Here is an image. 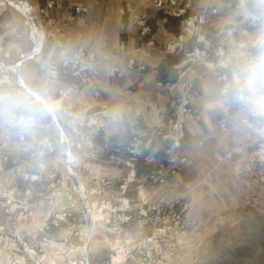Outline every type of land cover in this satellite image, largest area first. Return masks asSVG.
I'll return each mask as SVG.
<instances>
[{"label":"crops","instance_id":"crops-1","mask_svg":"<svg viewBox=\"0 0 264 264\" xmlns=\"http://www.w3.org/2000/svg\"><path fill=\"white\" fill-rule=\"evenodd\" d=\"M155 1L56 0V5L40 16L38 10L44 6V0H27L46 30H59L62 39L68 41L69 49L82 46L92 54L97 72L88 84L81 85L78 76L61 73L58 57H48L46 46L40 54L21 63L20 78L30 92L45 102V108L56 117L58 125V128L54 125L44 128L43 123L50 119L45 113L41 123L27 128L23 142L11 134V153L16 159L24 160L29 185L30 181L32 183L30 199L54 202L57 209L60 206L63 209L71 201L68 191L73 179L66 171L65 158L58 145L60 130L66 131L75 143L71 149L78 159L76 178L79 183L87 188L101 186L105 195L115 200L124 196L130 204L131 220L127 229L96 223L93 237L86 239L90 264H103L110 249L126 238L141 235L144 239L151 231L150 207L160 197V186L145 177L151 166L145 159L138 162L135 180L125 193L120 191L119 184L130 170L123 148L136 131L152 134L156 119L151 116L148 105L156 102L165 106L168 101L165 92L155 101V83L176 79L175 65L183 60L191 46L182 36V21L188 15L199 14L204 1L158 0L159 6ZM209 4L217 12L206 16L207 37L209 43L221 47L223 53L217 61L202 59L195 66L197 77L191 106L197 118L188 120L184 126L178 152L185 162L169 179L163 194L165 211L180 210L189 222L230 203L238 206L264 203V166L254 162L252 155L256 141L264 140V98L258 99V94L264 90V3L250 0L240 9H235L232 0H210ZM77 8L83 11L77 12ZM179 10L180 16L168 12ZM133 15L146 17L151 24L154 47H146L138 36L131 22ZM253 16L257 20H253ZM0 37L1 49L9 56L8 63L30 48L23 18L1 1ZM120 41L125 45L122 52L116 49ZM130 59L134 61L131 67L128 66ZM110 67L117 68L112 77L107 72ZM70 82L77 83V91L66 98L59 97L60 87ZM239 94L251 99L240 101ZM0 99V106L12 113L27 109L44 111L38 102L30 106L31 96L16 85ZM101 105L104 109L97 133L78 125L84 113L97 110ZM226 106L229 107L227 113L224 112ZM254 111L260 112L256 118L258 123L255 129L248 130L242 119ZM134 118L138 123H133ZM43 136L49 138L54 150L39 144ZM164 146L154 134L151 148L144 157L160 161ZM100 180L106 182L101 184ZM54 186L57 192L47 193ZM72 196L75 205L71 210L77 217L82 209L77 196ZM88 199L91 203L92 197ZM90 216L89 225H92L93 218L99 216L94 211ZM73 227L64 225L57 232L65 240ZM83 234L85 236L82 230ZM92 244H95L93 250ZM134 261L131 254L127 264Z\"/></svg>","mask_w":264,"mask_h":264},{"label":"built area","instance_id":"built-area-1","mask_svg":"<svg viewBox=\"0 0 264 264\" xmlns=\"http://www.w3.org/2000/svg\"><path fill=\"white\" fill-rule=\"evenodd\" d=\"M173 1L171 0V2ZM185 1L189 3L190 0ZM203 1L204 7L199 14L188 15L184 17L182 21V36L184 40L191 42V46L189 50L184 53L183 60L175 65L176 79L174 81L158 80L155 83L157 87L155 101L163 95V92H165L168 101L165 106H160L156 104V102L148 105L151 116L156 119L152 134H144L140 131H136L132 134L128 145L123 148L126 154L125 163L130 167V170L119 184L120 191L124 194L127 186L135 180L137 164L141 159H145L146 162L151 165L145 173L147 181L156 183L160 186V197L156 204L150 207L152 212L150 218L151 231L142 242H135L133 238H126L120 245L111 248L105 256L103 264H126L127 255L129 253L128 246L132 243L134 244H132L133 250L143 247L144 260L148 259L149 261L152 249L158 245L163 231L168 230L171 233H177L190 223L185 220L180 210L165 211L163 194L165 193L164 191L169 179L177 174L180 164L185 162V158L180 157L178 152L184 137V126L188 120L197 118V112L191 106V102L195 97L194 82L197 77L195 66L202 59L217 61L223 53L221 47L213 46L209 43L206 32V16L210 13L215 14L217 10L216 8H211L209 4L210 0ZM232 1L235 9H240L245 7L250 0ZM258 1L264 3V1L261 0ZM2 3L19 13L23 18V23L27 28L30 48L19 53L16 60L9 66H4V64L0 62V86L16 85L18 88L23 89L27 95L31 96L28 102L30 106L38 102L44 110L40 112L27 109V111L12 114V117L9 116V119L12 118L11 121L14 122V126L18 128L15 132L19 140H23L27 128L41 123L45 113L49 115L50 119L48 122L43 123V127L49 128L54 125L58 128L56 117L45 108V102L40 97H37L36 94L30 92L20 78L19 68L23 61L37 56L42 52L43 47L46 46L48 57H52L53 55L58 57L61 73L65 76H78V83L81 85L88 84L90 77L95 76L97 72L92 54L82 46L76 47L73 50L69 49L68 41L62 39L63 35L59 30H46L44 23L38 19V15L27 0H2ZM155 3L157 6L161 5L158 0H156ZM54 5H56V0H44V6L38 10L39 15H45L47 10L51 9ZM76 11L81 12L83 9L77 8ZM168 12L174 16L181 15L180 10L177 12ZM252 18L253 20H257L255 16ZM131 22L136 26L138 36L144 41V45L150 48L154 47L152 26L147 18L133 15L131 17ZM124 47V42L120 41L116 49L122 52ZM133 65L134 61L130 59L128 61V66L131 67ZM116 71L117 68L115 67L108 68V76H114ZM225 86L226 84L223 85L222 92L225 91ZM75 91H77V83L70 82L62 85L57 93L59 97L66 98ZM126 92L127 91H125V93ZM260 98H264V90L258 94V99ZM238 99L242 101L251 98L239 94ZM103 109L104 105H101L97 110L84 113L78 119V125L88 128L93 133H97L101 125L100 120ZM228 111L229 107H224V112L227 113ZM259 115V111H254L249 116L242 119V122L246 125L248 130L256 128L258 123L256 118ZM133 123H138V119L134 118ZM154 134L159 136L165 145L163 157L158 162H155L151 157H144V153L148 152L151 148ZM58 142L59 148L65 158L66 171L73 179L69 193L77 196L82 209L81 213H85L90 219L91 211H94V214L101 217L107 225L119 227L122 230L127 229L128 223L131 220V216L128 214L130 205L129 200L124 196L115 200L105 195L101 186L87 188L79 183L76 178L78 159L71 149L72 146H75V143L71 142L66 131L60 130ZM39 144L47 146L50 151L54 150L47 136L41 137ZM252 155L254 162L264 166V140L256 141L252 150ZM105 182L104 180H100L101 184ZM89 196L92 197L91 203H89ZM143 204H146V202H143ZM182 207L185 208L186 205L183 204ZM69 214L68 211H58L53 215L51 223L55 224L63 220L65 216ZM88 227L82 229L83 232L85 231V237ZM84 261L85 264H88L86 259Z\"/></svg>","mask_w":264,"mask_h":264},{"label":"rangeland","instance_id":"rangeland-1","mask_svg":"<svg viewBox=\"0 0 264 264\" xmlns=\"http://www.w3.org/2000/svg\"><path fill=\"white\" fill-rule=\"evenodd\" d=\"M1 44L0 37V62L9 66V56ZM9 88L13 86H0V96L7 95ZM12 114L18 113L0 106V264H85V259L90 264L88 240L93 237L95 223L89 226L85 213L77 217L72 214L75 203L69 191L71 201L63 209H57L54 202L30 199L32 183L29 185L24 160L16 159L10 149L11 134L24 141L19 140L15 132L18 128L9 119ZM56 188L47 193L55 194ZM61 210L70 214L51 223L53 215ZM93 219L104 222L101 217ZM64 225L76 227L68 231L65 240L57 232ZM84 227H88L86 237L81 235ZM139 237L134 241L142 242ZM132 244L126 264L131 254L135 257L132 264H264V203H230L191 221L177 233L163 231L149 261L144 260L143 247L133 250Z\"/></svg>","mask_w":264,"mask_h":264},{"label":"bare ground","instance_id":"bare-ground-1","mask_svg":"<svg viewBox=\"0 0 264 264\" xmlns=\"http://www.w3.org/2000/svg\"><path fill=\"white\" fill-rule=\"evenodd\" d=\"M94 223H95V226H96V223H97V222H96V221H94ZM93 228H94V230H95V227H93ZM90 230L92 231V229H90Z\"/></svg>","mask_w":264,"mask_h":264}]
</instances>
